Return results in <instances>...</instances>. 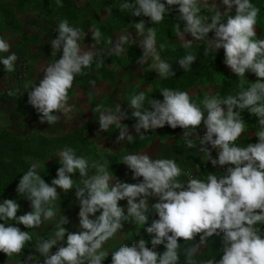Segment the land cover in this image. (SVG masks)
Returning <instances> with one entry per match:
<instances>
[{"label": "clouds", "instance_id": "9594fccd", "mask_svg": "<svg viewBox=\"0 0 264 264\" xmlns=\"http://www.w3.org/2000/svg\"><path fill=\"white\" fill-rule=\"evenodd\" d=\"M57 7H63L62 0H55ZM225 11H219L215 0H125L120 11H127L133 17H145L153 25L146 27L141 19L133 22V28L141 37L140 47L143 56L142 65L151 59L149 71L158 73L159 79L176 76L172 65L161 59L156 46L157 28L170 12L171 6L178 5V21L174 34L180 41V47L187 49L193 43L204 41L207 47L204 56L224 50L226 66L239 79L246 78L251 71L257 82L242 85L235 95L220 99L206 95L202 105L191 102L187 91L162 88L163 100L151 99L145 108L144 91L133 94L128 102L133 125L140 139L145 132L164 128L184 130L181 139L189 149H198L206 156L213 167L226 168L221 175L209 173L207 181L186 173L173 159L153 160L149 155L131 154L124 157V163L133 173V179L142 178L137 184L122 182L108 171L109 161L93 162L89 165L83 156H77L71 148L58 154L60 167L57 178L51 185L38 174V165L33 164L19 180L17 192L30 202L31 211L18 215L20 205L12 199L0 203V253L8 259L20 256L27 242L32 240L28 229H39L46 222H54L51 237L40 239L35 252L43 257V264H103L111 256V264H180L179 249L184 248L185 264H194L201 246L208 239L222 236L223 255L217 262L208 259L204 264H264V235L257 224H264V38H257L256 26L260 9L251 0H220ZM210 7L214 14L201 15V9ZM235 8V15L232 10ZM58 37L50 41L52 56L62 50L60 59H55L43 69L44 77L39 85L28 91V102L40 115L41 123L54 125L72 111L69 105V90L77 75L83 69L91 68L96 49L102 42L99 28L90 29L94 43L90 49L80 46V39L87 33L79 27L70 26L67 19H61L57 28ZM210 34H214L210 38ZM191 36L192 40L186 39ZM131 37L118 36L115 44L111 38L106 40V53L100 50L97 67L103 65L104 55H121L124 45ZM166 45L161 44L160 49ZM11 45L0 38V53H10ZM18 57L12 52L0 56V64L7 73L15 72ZM193 54H186L177 63L185 71L196 61ZM95 87V81H89ZM19 91V90H17ZM8 95L14 96L13 91ZM226 106V110L225 107ZM103 109L97 105L93 110L99 113V125L107 132L110 126L120 129L117 143L134 139L129 134V127L121 123L127 114L121 111V105L112 109ZM247 111L258 120L254 135L256 143L237 146V141L245 132V119L241 113ZM203 123L206 131L203 137L198 129ZM141 130H144L143 132ZM198 144L193 143L192 137ZM211 149L217 151V158L212 157ZM91 171V174H90ZM79 173V183L72 175ZM182 175L188 179L181 182ZM68 193L75 189L80 211L79 230L68 232L64 227L69 223L66 216L56 221L57 212L54 203L60 199L57 189ZM156 197L158 202L149 208V198ZM127 201V214L120 201ZM149 209L158 215V219L149 222ZM97 213H100L98 216ZM90 217H95L90 219ZM131 222L136 226L144 225L151 239V248L141 238L131 246L121 244L117 250L109 253L104 245L123 231L124 224ZM23 225L25 230L19 227ZM199 237V242L196 238ZM180 240L184 241L181 246ZM191 242V243H190ZM66 245V246H65ZM164 245L163 254L156 249ZM56 249L53 252V249ZM22 264H41L40 258L28 253Z\"/></svg>", "mask_w": 264, "mask_h": 264}, {"label": "rangeland", "instance_id": "374dc122", "mask_svg": "<svg viewBox=\"0 0 264 264\" xmlns=\"http://www.w3.org/2000/svg\"><path fill=\"white\" fill-rule=\"evenodd\" d=\"M75 1L82 7L83 16L80 18L79 24L70 26L79 27L82 32L87 33L79 41L81 48L87 50L94 43L90 29L93 26L99 28L102 23L109 22L114 13L120 10V6L125 0ZM213 2L214 0H209V4ZM215 3L219 11L223 13L225 8L220 0H215ZM59 20L61 18H45L40 13L17 14L16 29L9 30L0 27V38L10 43V53L14 52L18 57L13 73H7L4 70V65L0 64V159L2 160L0 180L7 186L0 203L4 199L15 200L20 205L18 215L32 210L26 197L18 194L17 187L22 175L33 164L38 165V174L51 185L52 179L57 178V169L60 167L58 154L66 148H71L77 156H83L89 165L95 161L101 163L104 160L109 161L108 171L113 175L118 168L122 167L124 157L130 152L129 149L136 148V145L139 148L149 147L158 139L167 141V138L162 137L151 140L140 139L133 127L136 123L132 117L134 110L130 108L128 102L133 94H138L141 91H144L145 94L153 93L165 81V79L158 80V73L154 70L149 71L151 59L143 65L138 62L139 59L129 63L123 60L121 66L126 67H114L112 70L114 78L104 81L96 73L87 74L85 76L86 88L77 84L69 90L68 103L72 107V111L66 116L61 114L60 121L54 125L40 122V115L28 102V91L33 86L39 85L44 77L43 69L62 56V50L56 57L52 56L53 50L50 43L51 40L58 37V32L55 29ZM256 32L257 38H264V24L262 26L257 23ZM128 33L131 38L123 46L124 52L120 56L126 57L127 49L133 45L139 51L141 58L143 49L140 47V40L142 38L137 36L133 24L116 33L113 43L115 44L118 36ZM186 39L192 40V37L189 35ZM175 43L180 44L179 39L175 40ZM195 43L203 44L204 41ZM98 47L97 53L100 52ZM219 51L225 56L223 49ZM10 53H0V56H7ZM225 70L234 75L226 64ZM89 81H95V87ZM245 82L255 83L256 81L252 79L245 80ZM9 91H13L15 95L10 97ZM217 92L218 86H199L188 91L190 97L198 100L197 105H202L206 95L217 97ZM117 103L121 105V111L128 116L121 123L129 127V134L134 137L131 144L127 146V151H123L122 142L120 144L116 142L120 129L112 125L107 132L102 131L98 121L99 113L93 111L97 105H103L102 110L112 109L114 111ZM2 136L12 139V144L8 148L4 146L5 140H1ZM136 137L139 138V141H136ZM77 178H79V173L72 175L73 180L77 181ZM74 190L64 193L62 189H57L60 199L54 203L57 212L56 221H59L63 215L69 219L72 217ZM52 223L54 222H46L39 229H28L32 240L26 243L24 252L11 259H8L4 253H0V264H22L24 256L27 255L25 250L27 247L30 253L39 257L43 264V257L34 249L38 240L51 237V231L54 229ZM19 227L21 230H27L23 225ZM64 227L68 232H72L70 223ZM55 251L54 248L53 252Z\"/></svg>", "mask_w": 264, "mask_h": 264}, {"label": "trees", "instance_id": "16d2710c", "mask_svg": "<svg viewBox=\"0 0 264 264\" xmlns=\"http://www.w3.org/2000/svg\"><path fill=\"white\" fill-rule=\"evenodd\" d=\"M63 7H57L55 0H0V27L5 29L14 30L17 28L16 15L28 14V13H40L45 18L52 17L53 19L61 18L67 19L69 24H79L80 18L83 16L82 7L75 0H62ZM256 7L260 9V13L257 18V23L263 26L264 24V1L263 0H251ZM178 5L171 6V10L165 14L164 20L155 27L157 28L156 46L162 59L172 65L173 71L176 76H169L162 85L156 89L153 93L145 94L146 100L144 107H149L148 101L151 99L163 100L160 95L162 88H169L172 90L189 91L195 87L203 86H218L217 98L223 99L229 95H235L241 85L244 88H248L250 85L245 80H255L258 78L249 71L246 74V78L239 79L238 76L231 75L225 70V56L218 50L215 53H210L208 56H204V49L207 47L206 42L203 44H196L190 48L184 49L180 47V44H176L175 40L178 38L174 34L175 23L181 24L183 29V23L178 21ZM213 9L202 8L201 15L211 16L214 14ZM232 15H235V8L232 10ZM141 19L146 21V27L153 26L148 18L145 17H133L127 11H116L109 22L102 23L99 29L102 34V42L99 47V51L102 49L106 53L108 45L106 40L111 38L113 40L114 35L119 31L132 25L134 21L139 22ZM214 34H210L212 38ZM94 41V40H93ZM114 44V43H113ZM164 44L166 47L160 49V45ZM126 57L120 55H107L105 54L103 59V65L97 67L96 60L99 59L101 52L94 57V61L91 68H85L82 74L77 75L73 85H79L82 88H86L85 76L89 73H96L101 80L112 79L114 67H126L121 66L123 60L126 62H133L140 59L139 51L135 46L131 45L127 49ZM193 54L197 57L196 61L190 66V70L185 72L177 63L186 54ZM139 94V93H138ZM191 102L198 104V100L191 97ZM245 121L256 123L258 118L247 113V111L241 113ZM181 128L172 129L170 126L165 125L164 128L156 129L155 131H148L145 135L147 140L155 139L158 137L169 138L170 136L182 132ZM1 140H5L4 146L9 147L12 144V139L7 136H2ZM139 141V138L136 139ZM136 145V144H135ZM138 148V146H135ZM2 160L0 159V165ZM7 186L0 180V200L3 199ZM26 254L30 253L28 247L25 249Z\"/></svg>", "mask_w": 264, "mask_h": 264}, {"label": "crops", "instance_id": "0c3cea01", "mask_svg": "<svg viewBox=\"0 0 264 264\" xmlns=\"http://www.w3.org/2000/svg\"><path fill=\"white\" fill-rule=\"evenodd\" d=\"M225 107L226 110V106ZM255 124L246 121L245 123V132L243 136L238 139L237 146H246L248 143H256L258 142V138L255 137L254 131H255ZM205 127L203 123L201 124L200 128L198 129V133L201 137L205 134ZM143 132V131H142ZM148 132V131H147ZM146 132V133H147ZM183 136V132L176 133L169 138H167V141L158 139L157 141L153 142L151 146H146L145 148H132L129 149L130 152H128L126 155L131 154H142L145 152V154L149 155L153 160L160 158H168L173 159L176 161L177 165L182 168V170L186 173H190L193 177H199L203 181H207V176L209 173L216 174L218 177L221 176L225 171L226 168H221L219 166L213 167L211 162H208V159L206 156H203L202 153L198 152V149L192 148L189 149L185 141L181 139ZM137 138V137H136ZM166 139V138H165ZM193 143L198 144V141L195 140V135L192 137ZM122 144L124 145L123 151L128 150V145L131 144L128 141H122ZM211 149V146H208ZM212 151V157L217 158V151L214 149H211ZM91 174V171H90ZM111 175V173H110ZM112 176V182L116 181V178H118L122 182L137 184L142 182V178L140 179H133V173L131 170L125 165L122 164V167L118 168L116 172L111 175ZM80 177L77 178V184L79 183ZM181 182H184L188 179V176L182 175L178 178ZM73 202H72V217L69 220V223L71 224V231L77 232L79 230V218L78 213L80 211L79 208V201L77 200L75 196V190L73 192ZM158 202V198L156 197H150L149 198V208L152 207L155 203ZM120 206L125 208V214H127V201H120ZM152 209H149V222L147 226L151 225V222L155 219H158V215L151 212ZM100 213H97L98 216ZM95 217H90V219H94ZM68 223V224H69ZM66 224V225H68ZM144 225L136 226L134 224H131V222H126L123 227V231L121 233H118L117 236L111 240H109L105 245L104 248L109 252H113L118 249V247L121 244L128 243L132 238H143L147 245L150 243L152 237L147 234V232L144 229ZM257 228L261 229V234L264 235V224H257ZM196 242H199V238H196ZM179 243L181 246L184 245V241L180 240ZM191 243V242H190ZM66 246V245H65ZM223 242H222V236H214L212 238H209L205 246H201V249L199 250L197 256H195L194 264H204L205 261L208 259L215 258V260L218 262L223 255ZM166 251L165 247L163 246L161 254ZM180 253V264H185V256H184V248L182 247L179 249ZM103 264H111V256L106 258V260L103 262Z\"/></svg>", "mask_w": 264, "mask_h": 264}, {"label": "built area", "instance_id": "2783aa9c", "mask_svg": "<svg viewBox=\"0 0 264 264\" xmlns=\"http://www.w3.org/2000/svg\"><path fill=\"white\" fill-rule=\"evenodd\" d=\"M197 238H199V237H197ZM136 240L138 241V240H140V239L137 238V237L132 238L127 244H128L129 246H131L133 243L136 242ZM147 246H148L149 248H151V241H150V243H149ZM163 246H164V245H159V246H157V249H156V250H157L159 253H161Z\"/></svg>", "mask_w": 264, "mask_h": 264}]
</instances>
